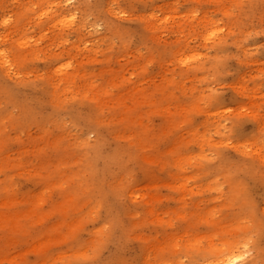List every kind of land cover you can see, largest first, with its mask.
<instances>
[{
	"label": "rangeland",
	"instance_id": "1",
	"mask_svg": "<svg viewBox=\"0 0 264 264\" xmlns=\"http://www.w3.org/2000/svg\"><path fill=\"white\" fill-rule=\"evenodd\" d=\"M230 247L264 264V0H0V264Z\"/></svg>",
	"mask_w": 264,
	"mask_h": 264
},
{
	"label": "bare ground",
	"instance_id": "2",
	"mask_svg": "<svg viewBox=\"0 0 264 264\" xmlns=\"http://www.w3.org/2000/svg\"><path fill=\"white\" fill-rule=\"evenodd\" d=\"M232 248L233 247H230L229 249H227L228 252L225 255H223L222 257H217L213 261H208L204 264H245V263H243V259L241 258L242 254L239 253L237 255L235 252V249L233 251H229ZM207 251L212 252V253L217 252V250H215V249H210Z\"/></svg>",
	"mask_w": 264,
	"mask_h": 264
}]
</instances>
